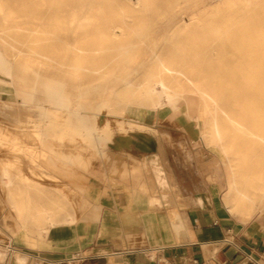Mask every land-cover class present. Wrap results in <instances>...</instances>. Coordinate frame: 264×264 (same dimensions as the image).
<instances>
[{
	"label": "bare ground",
	"instance_id": "obj_1",
	"mask_svg": "<svg viewBox=\"0 0 264 264\" xmlns=\"http://www.w3.org/2000/svg\"><path fill=\"white\" fill-rule=\"evenodd\" d=\"M27 4L32 14L37 7V13L43 19L51 9L45 8L40 0H31ZM21 5L25 6L26 2L22 1ZM106 7L111 12L102 13L103 6L97 4L90 6L82 15L72 13L68 20L73 28L74 42L65 44L71 51L62 52L60 57H74L70 67L74 75L73 86L82 88V93L97 90L104 102L121 100L126 104L142 103L151 108L183 104L197 118L203 117L204 138L225 165L226 203L242 219L252 218L264 203V0H219L216 4L203 6L200 12H193L189 21L181 18L177 27L182 34L188 35L183 38L170 36L162 50L154 52L139 70L145 77L137 82L113 83L114 86L118 84V90L109 99L104 96L103 89L98 88L99 83L108 80L100 76L108 72L103 65L112 64L120 72L132 55L127 43L132 36L126 31L129 20L122 15L133 16L122 12L159 9L160 4L156 0H122L116 12L111 10V4ZM215 12L220 13L222 24L215 36L213 33L209 37L203 36L204 29L214 22L204 16ZM20 16L15 4L0 0V26L11 27L8 25L15 22L12 28L16 34L27 32V43L22 42V46L29 48L27 52L14 43L15 36L3 38L13 59L11 71L19 74L25 69L35 68L37 73L49 72L59 63L50 59L52 53L49 49L53 45L50 42L54 36H50L49 26L34 21L26 26L16 20ZM148 34L140 32L138 37H147ZM197 35L200 36L198 39ZM40 47L45 51H37ZM107 56L109 60L104 59ZM90 57L103 59L88 61L95 66H84L86 58ZM20 87L35 90L18 83L16 88ZM60 89L54 82H47L45 98L48 104L44 111L54 115L51 123L60 129L57 136L72 140L77 138L75 133L64 128L75 127V123L76 128H91L86 113L95 104L79 100L76 103L78 108L67 110L68 114L64 115L58 107L69 106V102ZM40 115L43 118V112ZM39 134L38 130L30 132L33 138H39ZM91 135L92 131L87 137ZM45 147L27 145V157L35 160L46 156L48 159L47 153L62 154L53 144ZM68 166L70 168L72 164ZM82 166L80 160L77 168ZM1 175L5 179L3 183L8 200L16 212L14 233L21 235L27 231V236H30L35 230L40 234L57 223L59 212L68 211L67 195L61 189L60 195L37 193L34 196L31 186L37 181L6 165ZM16 258L18 263H24L22 255L16 254ZM0 261H3L1 256Z\"/></svg>",
	"mask_w": 264,
	"mask_h": 264
},
{
	"label": "crops",
	"instance_id": "obj_2",
	"mask_svg": "<svg viewBox=\"0 0 264 264\" xmlns=\"http://www.w3.org/2000/svg\"><path fill=\"white\" fill-rule=\"evenodd\" d=\"M131 125L106 143L103 170L85 191V211L30 246L27 231L15 236L7 264H20L16 254L23 264H77L81 257L91 264H264V218L245 222L219 204L202 166L212 159L196 126L166 110ZM142 162L154 180L144 176ZM126 170L140 184L124 177Z\"/></svg>",
	"mask_w": 264,
	"mask_h": 264
},
{
	"label": "rangeland",
	"instance_id": "obj_3",
	"mask_svg": "<svg viewBox=\"0 0 264 264\" xmlns=\"http://www.w3.org/2000/svg\"><path fill=\"white\" fill-rule=\"evenodd\" d=\"M9 4H15L19 9L22 16L16 20L23 22L26 26L27 23L42 22L49 28L50 36H54V40L50 43L49 52L52 53L51 60H58L59 63L51 67L49 72L43 71L37 73L35 68L25 69L24 72H12V57L9 55L10 48L3 42L4 37L8 35L15 36L13 40L18 46L22 47L26 52L29 50L27 46H22V42L27 43V32L23 34H16L12 28L16 23L12 22L11 27L0 26V256L3 261L0 264H7L6 258L13 255L9 245L15 236L20 235L14 233L13 229L16 227V212L12 208L8 200L7 192L4 187V177L1 175L3 166H9L11 169L19 171L31 180L37 183L31 186L32 194L35 196L37 193L59 194L61 189L67 195L68 211H61L58 214L57 223L64 221H71L73 217L76 218L82 214L86 209L85 191L89 181L98 177L103 170L102 152L108 140L118 134H122L131 125V121L143 117L147 112L153 110H166L175 120H190L197 128L198 135L201 137L203 143V152L206 154L205 158H210L212 161L209 164L202 166L206 171H209L206 177L207 183L215 187L217 201L220 205L229 209L228 204L224 198L226 180H225V165L216 153L215 149L210 146L204 138V119L203 117H196L188 111L182 104L165 105L160 108H151L142 103H128L126 104L121 100L103 101L102 94L97 90L90 93H82V88L73 86V73L70 71L74 57L65 56L60 57L62 52L69 53L71 50L65 47V44L74 42V32L72 26H69L68 20L72 13L76 12L82 15L86 10L93 5L101 4L103 6L102 13L111 12L108 4L112 5L113 11H118L119 3L122 0H40L44 3L45 8H51L46 18H41L40 13H37V7L32 14L29 10L30 5L27 4L31 0H6ZM25 1L26 5L22 6L21 2ZM136 1V0H132ZM160 4L159 9L150 10H134L122 13H129L133 17H127L124 14L123 18L129 20L126 26V31L131 36L127 39L129 43L131 56L128 63L122 65L121 70L118 71L112 64L103 65L104 69L108 72L102 74L105 80L99 83V89H103V94L109 99V96H114L118 90V84L138 80L145 77L140 73L143 65L147 60L152 58L154 52L162 50V45L167 41L170 36L186 37L178 29V21L181 18L189 17L193 12H200L203 6L216 4L219 0H156ZM39 10V9H38ZM182 10L185 13L182 14ZM185 16V17H184ZM207 20H214L212 25H208L204 29L203 36L209 37L213 33L216 35L218 27L222 24L220 13H213L205 15ZM29 25V24H28ZM46 27V28H47ZM140 32L149 33L147 37H138ZM200 36L197 35L198 39ZM106 44V42H104ZM107 46V45H105ZM37 51H45L44 48H37ZM167 53V51H166ZM103 57L86 58L84 66H95L88 61H97ZM109 60L108 56L104 58ZM27 60V59H26ZM123 64V63H122ZM137 68L138 70L131 71ZM98 76L99 75H95ZM110 79V80H109ZM111 79L114 82H111ZM47 82H54L57 87L59 86L60 92L66 96L69 106L58 107L60 113L67 115V110L77 109V102L92 101L95 106L86 115L90 120L91 128L75 127L64 128L67 132L75 133V139H60L57 132L60 130L56 128L51 121L54 119L53 114H46L44 107L47 106L48 101L45 98ZM117 82V86L113 83ZM24 84L35 90H27L24 87L16 88L17 84ZM36 94V98L34 94ZM44 114L43 118L40 113ZM104 114V115H103ZM42 118L41 122L40 119ZM30 119V120H29ZM40 122V123H39ZM38 130L40 132L39 138L30 136V132ZM92 131L93 135L87 137L88 132ZM86 137V138H84ZM198 142V143H201ZM50 143V144H48ZM70 143V144H68ZM38 144V145H37ZM54 145L55 148L62 151V154L55 155L54 153H47L46 156H41L32 160L27 157V145L40 146L46 148L47 145ZM196 144V143H194ZM24 148V149H23ZM196 151V150H193ZM136 150L130 148V169L135 173V161L133 154ZM82 160L83 166L77 168L78 162ZM69 164L72 166L69 168ZM143 164V162H142ZM145 166V167H144ZM144 176L152 179L153 175L149 168L143 164ZM72 168L76 169L75 171ZM79 172V173H78ZM128 170L125 171V176H131L135 180V184H140L138 178ZM211 172L213 174H211ZM82 174V175H78ZM4 179V180H3ZM145 179H142V182ZM43 191V192H40ZM62 193V192H61ZM62 193V194H63ZM60 195V194H59ZM230 210V209H229ZM231 211V210H230ZM232 212V211H231ZM242 221H249L252 218H264V203L256 213L249 220L242 219L239 215L232 212ZM55 225L50 226L53 227ZM31 232L32 235L27 236V245L30 242L38 241L43 235L49 234V230ZM22 235V234H21ZM30 237V238H28ZM14 246V245H13ZM27 252H29L27 250ZM82 259V257H81ZM79 259V260H81ZM77 260V259H75ZM71 260H67L65 264H71ZM93 259L84 258L83 261L77 264H91ZM100 262L99 264H102ZM76 264V263H72Z\"/></svg>",
	"mask_w": 264,
	"mask_h": 264
},
{
	"label": "built area",
	"instance_id": "obj_4",
	"mask_svg": "<svg viewBox=\"0 0 264 264\" xmlns=\"http://www.w3.org/2000/svg\"><path fill=\"white\" fill-rule=\"evenodd\" d=\"M10 247V250L14 252V249L12 246H9ZM77 260L81 259V258H76ZM84 260V258H82Z\"/></svg>",
	"mask_w": 264,
	"mask_h": 264
}]
</instances>
